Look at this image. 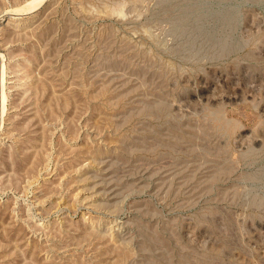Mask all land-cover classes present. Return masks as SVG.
I'll use <instances>...</instances> for the list:
<instances>
[{
    "label": "rangeland",
    "instance_id": "374dc122",
    "mask_svg": "<svg viewBox=\"0 0 264 264\" xmlns=\"http://www.w3.org/2000/svg\"><path fill=\"white\" fill-rule=\"evenodd\" d=\"M0 264H264V0H0Z\"/></svg>",
    "mask_w": 264,
    "mask_h": 264
}]
</instances>
